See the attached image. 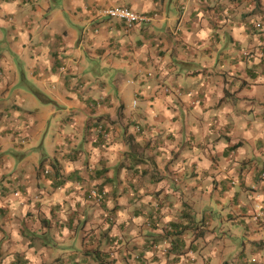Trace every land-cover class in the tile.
<instances>
[{
	"label": "crops",
	"instance_id": "1",
	"mask_svg": "<svg viewBox=\"0 0 264 264\" xmlns=\"http://www.w3.org/2000/svg\"><path fill=\"white\" fill-rule=\"evenodd\" d=\"M262 88L264 0H0L4 263L264 264Z\"/></svg>",
	"mask_w": 264,
	"mask_h": 264
},
{
	"label": "built area",
	"instance_id": "2",
	"mask_svg": "<svg viewBox=\"0 0 264 264\" xmlns=\"http://www.w3.org/2000/svg\"><path fill=\"white\" fill-rule=\"evenodd\" d=\"M104 14L112 18H117L123 21L128 28L135 27L147 19L146 15L136 12L135 10H132L130 7L122 6V5L106 8L104 10ZM92 125H93L92 128L93 136H95L96 139H103V137L106 136V133L108 132L107 126L99 122H96ZM104 138L107 139L106 137ZM92 194H94V196H96L98 200H100L103 197V193L97 191L96 189L92 191ZM259 215L264 216V204L260 206Z\"/></svg>",
	"mask_w": 264,
	"mask_h": 264
},
{
	"label": "rangeland",
	"instance_id": "3",
	"mask_svg": "<svg viewBox=\"0 0 264 264\" xmlns=\"http://www.w3.org/2000/svg\"><path fill=\"white\" fill-rule=\"evenodd\" d=\"M113 6H121V5H113ZM122 6H126V5H122ZM109 7H112V6H109ZM109 7H107V8H109ZM128 7V6H127ZM131 8V7H130ZM106 9V8H105ZM132 9V8H131ZM133 10V9H132ZM137 12V11H136ZM107 16V15H106ZM108 83L110 84V83H113V85H114V87H113V89L111 90V93H114V95H116L115 93L117 92V90H116V87H115V82L114 81H108ZM165 89H169L168 87L167 88H165ZM167 91V90H166ZM258 92H260L261 93V95L262 96H264V91H263V88L262 89H260V90H258ZM262 100V103H264V97H262L261 98ZM131 98H129L128 99V105H131L132 104V102H131ZM135 101H136V103H135ZM135 101H134V105H136L137 104V99H135ZM263 107H264V104H263ZM96 122H99V120H97V121H95L94 123H96ZM94 123H91V125H90V132H91V128L93 127V125L92 124H94ZM99 123H105L106 125H107V128H108V132L106 133V136H104V137H106L107 138V140H110L112 137H113V135L115 134V127H114V125L113 124H111L112 122H109L108 124L105 122V121H101V122H99ZM113 127H112V126ZM137 130H140L141 128H140V126H137V128H136ZM142 130V129H141ZM140 130V131H141ZM91 137H93L94 138V140H96V141H101L100 139H96V137L95 136H93L92 135V133H91ZM103 137V138H104ZM102 140H104V139H102ZM43 146V150L45 151V152H51L52 151V148H53V146L51 145V144H45V145H42ZM48 169V168H47ZM45 173H47V171L45 170L44 171ZM96 189V188H95ZM94 190V189H93ZM92 190V191H93ZM97 190V189H96ZM92 191H91V193H92ZM92 197L94 198V199H96V200H98V198L96 197V196H94V194H92ZM103 197H104V193H103ZM102 197V198H103ZM102 198L100 199V200H98V201H101L102 200ZM227 208H228V206H227ZM1 257H0V263H4V258H3V256H2V254L0 255ZM56 262V261H55ZM5 264V263H4Z\"/></svg>",
	"mask_w": 264,
	"mask_h": 264
},
{
	"label": "trees",
	"instance_id": "4",
	"mask_svg": "<svg viewBox=\"0 0 264 264\" xmlns=\"http://www.w3.org/2000/svg\"><path fill=\"white\" fill-rule=\"evenodd\" d=\"M109 17H110V16H109ZM124 24H125V23H124ZM135 27H136V26H135ZM125 28H126L127 30H131V29H133L134 27H132V28H128L127 25L125 24ZM104 125L107 126L105 123H104ZM92 128H93V127H92ZM92 128H91V133H92ZM92 135H93V134H92ZM103 139H104V140H107V139H105V138H103ZM100 140H102V139H100ZM45 170L47 171V173L50 172V169H49V168H48V169L46 168ZM262 205H263V204H262ZM262 205H261V206H262Z\"/></svg>",
	"mask_w": 264,
	"mask_h": 264
},
{
	"label": "clouds",
	"instance_id": "5",
	"mask_svg": "<svg viewBox=\"0 0 264 264\" xmlns=\"http://www.w3.org/2000/svg\"><path fill=\"white\" fill-rule=\"evenodd\" d=\"M264 217V216H263Z\"/></svg>",
	"mask_w": 264,
	"mask_h": 264
}]
</instances>
